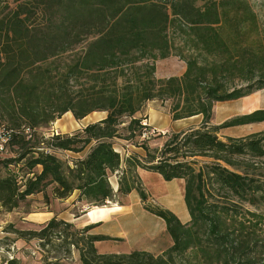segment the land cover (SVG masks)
<instances>
[{
  "label": "trees",
  "instance_id": "obj_1",
  "mask_svg": "<svg viewBox=\"0 0 264 264\" xmlns=\"http://www.w3.org/2000/svg\"><path fill=\"white\" fill-rule=\"evenodd\" d=\"M256 24L243 0H0V116L16 131L7 150L20 149L19 159L0 161L8 170L0 174V208L12 212L50 185L59 199L78 192V201L103 207L117 201L114 174L117 194L137 191L146 204L141 168L165 181L184 180L190 221L145 205L165 222L170 248L162 255L101 254L96 242L110 238L89 235L70 243L82 264H264V174L254 162L264 158V132L225 140L218 135L263 123L264 109L209 126L215 103L264 90V48L254 50L245 37L246 27L253 31ZM172 55L185 61L184 74L157 79L156 62ZM155 99L175 101L174 121L202 115L203 124L173 134L159 152L144 143V159L130 156L122 170L112 140L122 138L123 124L127 140L142 137L147 117L137 114ZM69 112L76 120L94 112L107 116L74 135L40 137L39 147L33 144L39 129ZM88 146L73 166L54 154ZM198 156L211 162L196 169L191 158ZM23 159L31 176L22 184L9 166ZM62 225L72 227L51 219L40 233L26 234L44 240Z\"/></svg>",
  "mask_w": 264,
  "mask_h": 264
},
{
  "label": "rangeland",
  "instance_id": "obj_2",
  "mask_svg": "<svg viewBox=\"0 0 264 264\" xmlns=\"http://www.w3.org/2000/svg\"><path fill=\"white\" fill-rule=\"evenodd\" d=\"M228 1L232 2L236 0ZM243 1L248 3L257 16L255 29L252 31V29L248 26L246 27V43L254 50L264 48V0ZM232 6L234 7V5ZM226 31L225 35L230 31V29L227 28ZM177 43L181 45L179 40ZM84 46L85 44H81L78 46V49ZM66 57V61L69 60V55ZM61 64L63 65V62H61ZM156 64L155 76L159 80H166L171 77H181L186 70L185 61L178 55H172L167 59L158 60ZM77 88H79V86H77ZM174 105V100L162 102L155 99L145 104L143 111L137 114V118L143 117L142 115H145L148 109L151 111V117L153 120L160 117L163 118L164 116L161 115L156 108L163 107L166 109L168 115V111L172 112ZM224 108L227 109L222 112V116L238 114L241 112L248 114L251 111H257L258 109L262 110L264 109V90L255 93L254 96L248 100L236 102L231 106ZM106 115V112H94L90 114L87 119L80 122L74 118L71 112L66 113L50 125L39 129V137L36 138L33 144L39 147V142L41 141L40 137L44 140H48L45 139V137L50 138L52 137V134L74 135L82 131L84 129L83 126L87 123H94ZM162 118L159 119L160 122H163ZM124 121H126L127 127L130 119L126 118ZM78 126L81 128L80 130H78ZM124 127L125 124L120 126V135L122 138L112 140L115 148L121 154L123 160L122 170L126 167V159L128 157L137 156L144 159L146 156V152L142 148L144 143L148 145L152 151L159 152L173 134L179 133L178 131L175 132L169 130L165 131V134H162L161 136H153L145 140L139 136L131 140H127L126 138L129 136V133L126 129H124ZM256 127L257 128L255 129L259 130H249V132H252L250 134L243 132L245 135L237 138H245L253 134L264 132V125ZM225 134L229 135L242 133L229 130L225 132ZM90 149L91 146H88L81 153L57 150L54 151V154L65 161L69 166H73V163L76 160L81 159L80 157H83L88 150L90 151ZM19 153V147L9 149L0 157V161H4L6 159H19ZM31 155L32 154L28 155L27 159H29ZM191 160L196 162V169H200L203 165L211 162L209 158L204 156L191 158ZM254 162H258L257 165H259V171L264 174V158L262 160H255ZM9 170L19 177L20 183L22 184L25 183L31 176V174L28 173L29 170L26 159H23L20 162H13V164L9 166ZM35 171L38 172L39 168ZM7 172V168H5L0 162V174L6 175ZM159 176L161 177V175L157 173L147 172L146 175L140 178L142 188L148 197L146 204L141 201L143 207L145 208V205H149L154 208L161 207L167 209L176 214L182 222H186L190 219V215L184 200L183 191L179 188V180L165 181L163 178L158 179L157 177ZM118 180V174L112 175L111 182L114 190L117 189V191L119 187H117ZM55 186L56 185H50L44 192L28 197L25 201L20 203L19 208L13 210L12 212H7L0 208V264H7L10 260L16 261L17 264H82L80 260V251L70 243L74 240L80 241V239L91 235L90 233L92 230L84 232L85 227L80 228L72 223V227H66L65 225L60 226L56 232L49 234L44 240H41L39 236L26 234L27 232L40 233L51 219L63 220L59 218L60 214L66 218L72 217L73 219L84 214L87 208H93V206L86 204L85 201L77 200L78 192L74 193L67 199L57 198L54 194ZM117 191L115 190L117 196L115 198L117 200L115 204H122L124 196L117 194ZM135 195L137 197L136 201ZM113 203L114 202H108L106 206H110V204ZM128 203L131 208L129 213L131 215L129 218H115V222L117 223L114 224L117 225L116 227L110 225L111 223L97 225L98 227H95L97 229H95L96 232L105 234L99 236L110 238L109 240L99 242L97 246L98 252L101 254H127L139 249L140 247H145L148 243L145 242L147 241L145 236H147L148 231V233H159L155 237L148 239L149 243L145 248L151 250V253L155 255H162L168 248L171 247L173 243L171 237L167 233L165 222L161 218L151 214L147 210L145 211L141 207L140 196L138 193L131 196ZM106 206L96 208H104ZM139 232L142 233L143 238L141 239L144 240V242H141L142 244L139 243L140 247L135 249L133 245L135 244L134 241L141 236Z\"/></svg>",
  "mask_w": 264,
  "mask_h": 264
},
{
  "label": "crops",
  "instance_id": "obj_3",
  "mask_svg": "<svg viewBox=\"0 0 264 264\" xmlns=\"http://www.w3.org/2000/svg\"><path fill=\"white\" fill-rule=\"evenodd\" d=\"M254 94H252L251 96H248V97H244V98L235 100V101L215 103L214 106H213V117H212V120H211L209 126H221L226 121H229V120H231L233 118H236V117H239V116H243V115H247V114H245V112H241V113H238L239 115L238 114H232V115L222 116L223 115L222 112L225 109H227V108H224V107L231 106L232 104H234L236 102H243L245 100H248L249 98L254 96ZM156 109H158V112L161 115L164 116L163 118L160 117V118H157L158 120L157 119L153 120L152 117H151L150 109H148L146 111L145 116L147 117V120H148V122H149V124L151 126L157 128V129H159L161 131L172 130V131H175V132H177V131L178 132H182V131H188V130H192V129H198L199 127L202 126L203 121H204V118H203L202 115L194 116V117L183 119V120L174 121L170 111H168V115H167L166 109H164L163 107L156 108ZM253 112L254 111H251L248 114H251ZM106 116L102 117L101 119H98L96 122L105 119ZM88 117H86L85 119H87ZM161 118L163 119V122H160L159 119H161ZM85 119H83V120H85ZM83 120H79V121L81 122ZM88 124H91V123H87L85 126H87ZM259 124H262V123H259ZM262 125H264V122H263ZM262 125L249 124V125H243V126L226 128V129H223V130H221L219 132V137L221 139H223V140H225L227 138H230V137L231 138H237L239 136L245 135V134H243V132H246L247 134H250L252 132H249V130H251V131L252 130H255V131L259 130V129H255V128H257L256 126H262ZM85 126H83V127H85ZM80 129L81 128L78 126V130H80ZM229 130L230 131H235V132H241L242 134H229V135L225 134V132H227ZM88 153H89V150L84 154L83 157H80V158L83 159L84 157H86V155ZM147 172L148 171L143 170L141 168H139L137 170V174H138L139 178H141L142 176L146 175ZM148 173H150V172H148ZM157 178L158 179H162L163 177L159 176ZM177 180H179V182H180L179 183V188L181 189V191H183V194H184V180H180V179H177ZM117 187H118V184H117ZM115 190L117 191V189H115ZM135 193H138V192L137 191H133L129 195L124 196L123 199H122V204L113 203V204H110V206H106L104 208H96V207L87 208L84 214H82L81 216L75 217L73 219H72V217L71 218H66L62 214L59 215V218L63 219L66 222L73 223V224H75L76 226H78L80 228L81 227L84 228V227H87V226L93 227L91 229L92 231L90 233L93 236L105 235V234H102L101 232L99 233V232L95 231V229L98 227L97 225H104V224H110L111 223L110 225H112L113 227H116L117 225L114 224V223H117V222H115V218H117V217H121V218L128 217L129 218L130 215H131V214H129L130 211H131V208H130V205H129L128 202H129V198L131 196H133ZM136 200H137V197L135 195V201ZM140 204H141V207L146 211V209L143 207V205L141 203V199H140ZM131 221L134 222L133 220H131ZM189 221H190V219L187 220L186 222H183V223H187ZM125 222H126V219H125ZM140 232H142V231H140ZM158 233H156V234L154 232L148 233V231H147V236H145L147 241H145V242L149 243L148 239L151 238V237H155ZM140 235H141L140 238H138L136 241H134L135 244L134 245L132 244L135 249H137V247H140V244H142L141 242H144V240L141 239V238H143L142 233H140ZM148 243H147V246H148ZM98 244H99V242H96V247L98 246ZM147 246H145V247H147ZM145 247H140L137 250L152 252L151 250H149L148 248H145Z\"/></svg>",
  "mask_w": 264,
  "mask_h": 264
},
{
  "label": "built area",
  "instance_id": "obj_4",
  "mask_svg": "<svg viewBox=\"0 0 264 264\" xmlns=\"http://www.w3.org/2000/svg\"><path fill=\"white\" fill-rule=\"evenodd\" d=\"M143 126V133H142V139H148L150 137H153L158 134H165V131H161L153 126H151L147 120H144L142 122ZM26 134L28 135V138H31V132L29 129H26ZM16 131L11 128L6 122H4L0 116V157L7 151L9 142L15 134ZM57 134H52V137ZM45 139H49L45 137ZM46 152L50 153L52 152L51 149H47Z\"/></svg>",
  "mask_w": 264,
  "mask_h": 264
}]
</instances>
